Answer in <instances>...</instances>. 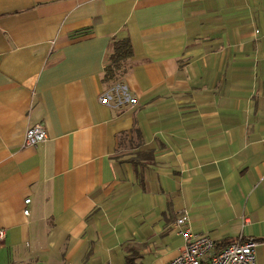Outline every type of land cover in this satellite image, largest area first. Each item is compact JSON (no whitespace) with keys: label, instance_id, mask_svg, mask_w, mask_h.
Segmentation results:
<instances>
[{"label":"crops","instance_id":"crops-1","mask_svg":"<svg viewBox=\"0 0 264 264\" xmlns=\"http://www.w3.org/2000/svg\"><path fill=\"white\" fill-rule=\"evenodd\" d=\"M183 211L264 264V0H0V264H166Z\"/></svg>","mask_w":264,"mask_h":264},{"label":"built area","instance_id":"built-area-1","mask_svg":"<svg viewBox=\"0 0 264 264\" xmlns=\"http://www.w3.org/2000/svg\"><path fill=\"white\" fill-rule=\"evenodd\" d=\"M98 101L107 106L133 108L136 99L124 84H115L98 96ZM47 140L45 130L41 125H34L24 133L23 146L33 147ZM30 199L24 200L23 215L27 216ZM186 212L179 214L174 222V228L182 238V246L178 255L166 264H256L257 242L253 240L236 239L229 244L215 248L214 241L193 232L187 227ZM5 238V230L0 228V241Z\"/></svg>","mask_w":264,"mask_h":264},{"label":"trees","instance_id":"trees-1","mask_svg":"<svg viewBox=\"0 0 264 264\" xmlns=\"http://www.w3.org/2000/svg\"><path fill=\"white\" fill-rule=\"evenodd\" d=\"M132 55V47L129 38L126 37L111 41L107 58L108 64L104 67L102 76V82L106 90L115 84H121L122 78L131 68L130 60ZM227 244L228 243L223 246ZM221 247L215 245V248Z\"/></svg>","mask_w":264,"mask_h":264},{"label":"bare ground","instance_id":"bare-ground-1","mask_svg":"<svg viewBox=\"0 0 264 264\" xmlns=\"http://www.w3.org/2000/svg\"><path fill=\"white\" fill-rule=\"evenodd\" d=\"M229 243H230V242H229ZM229 243H228V244H229Z\"/></svg>","mask_w":264,"mask_h":264}]
</instances>
